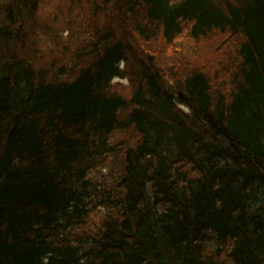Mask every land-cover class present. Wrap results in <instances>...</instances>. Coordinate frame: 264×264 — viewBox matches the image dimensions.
<instances>
[{
    "label": "trees",
    "instance_id": "1",
    "mask_svg": "<svg viewBox=\"0 0 264 264\" xmlns=\"http://www.w3.org/2000/svg\"><path fill=\"white\" fill-rule=\"evenodd\" d=\"M0 264H264V0H0Z\"/></svg>",
    "mask_w": 264,
    "mask_h": 264
},
{
    "label": "rangeland",
    "instance_id": "2",
    "mask_svg": "<svg viewBox=\"0 0 264 264\" xmlns=\"http://www.w3.org/2000/svg\"><path fill=\"white\" fill-rule=\"evenodd\" d=\"M65 34V33H64ZM66 37V36H65ZM174 45L178 46V47H182L185 45V40L182 37H179L178 39H176V42H174ZM195 49H199L198 51L202 54H206L207 51V47H208V43L207 42H203V43H198L195 44ZM197 55H199V53H197ZM115 83H119L122 86H126L127 82L125 79L122 80H115Z\"/></svg>",
    "mask_w": 264,
    "mask_h": 264
}]
</instances>
